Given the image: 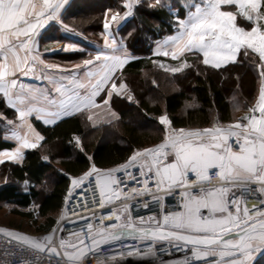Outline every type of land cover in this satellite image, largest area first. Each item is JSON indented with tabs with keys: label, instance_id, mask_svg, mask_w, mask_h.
Segmentation results:
<instances>
[{
	"label": "crops",
	"instance_id": "1",
	"mask_svg": "<svg viewBox=\"0 0 264 264\" xmlns=\"http://www.w3.org/2000/svg\"><path fill=\"white\" fill-rule=\"evenodd\" d=\"M69 1L0 0V96L15 113V118L9 119L0 112V165L5 162L21 165L25 152L40 145L43 137L32 125V119L53 125L76 113L65 114L71 108L69 104L76 101H73V89L88 87L87 74L102 72L98 79L109 75L108 82L128 61L130 52L117 30L132 18L138 1L143 0H124L125 11L119 15L108 11L101 42L75 33L60 22ZM251 1L258 10L261 8V0L169 2L166 8L178 27L155 43L153 55L178 59L186 52H197L212 67L234 62L240 49L251 50L247 43L249 34H262L259 22H255L258 18L237 15L238 10L250 9ZM51 25H57L59 31L71 39H84L87 46L60 43L43 50L40 41ZM108 27L115 30L107 31ZM238 31L247 38L241 35L239 38ZM73 53L80 54V63L67 59ZM52 55L62 56L61 61L49 60ZM18 74L23 75L21 79H14ZM125 89L124 86L121 92ZM260 94L261 91L252 107L238 113L236 121L214 130H176L166 124L167 129L178 135L174 138L176 159L171 154L154 157L164 186H179L182 172L197 175L205 182L207 172L219 168L225 170L228 180L250 182L260 177L264 180V114L262 124L256 117ZM54 102L60 106L52 110L49 105ZM240 119L248 120V126L242 125ZM232 130L243 132L239 150H228ZM144 167L148 169L147 164ZM73 179L70 177V191ZM261 219L258 223L249 222L239 206L228 214L217 191L210 190L187 199L183 234L157 229L140 237L155 244H189L200 254H209L208 264H245L244 261L247 264L245 252L240 251L242 248L246 249V254L264 248V216ZM143 224L152 228L159 226L153 216ZM239 246L241 249H237ZM181 259L186 263L194 261Z\"/></svg>",
	"mask_w": 264,
	"mask_h": 264
},
{
	"label": "trees",
	"instance_id": "2",
	"mask_svg": "<svg viewBox=\"0 0 264 264\" xmlns=\"http://www.w3.org/2000/svg\"><path fill=\"white\" fill-rule=\"evenodd\" d=\"M171 1L139 2L132 18L117 30L130 55L115 81L125 85L128 95L112 97L116 116L111 123L92 126L83 111L53 125L32 119L43 140L25 152L21 165H0V177L5 179L0 184V207L9 204L15 207V214L34 223L42 220L36 230L51 234L70 191V177L127 163L163 142L166 124L176 130L210 131L233 123L238 113L253 106L264 80V70L253 51L242 48L234 62L220 67L206 64L197 52H186L178 59L153 55L155 43L177 30L166 8ZM123 2L70 0L60 22L75 33L101 42L106 13L120 14ZM259 10L264 17V0ZM258 25L264 28L262 22ZM40 42L43 50L60 43L87 46V41L69 38L57 25L49 26ZM69 58L79 60L74 55ZM169 67L178 70L172 72ZM0 112L15 118L1 96Z\"/></svg>",
	"mask_w": 264,
	"mask_h": 264
},
{
	"label": "built area",
	"instance_id": "3",
	"mask_svg": "<svg viewBox=\"0 0 264 264\" xmlns=\"http://www.w3.org/2000/svg\"><path fill=\"white\" fill-rule=\"evenodd\" d=\"M241 124L248 126V120ZM242 134L230 131L228 150L241 148ZM174 141H163L119 167L87 177L69 192L47 244L36 247L25 236L0 229V264H159L155 262L166 256L165 261L194 259L200 253L189 244H155L140 234L157 229L183 234L187 199L210 190L217 191L228 214L239 206L249 222L262 220V177L236 182L219 168L209 170L205 182L182 172L179 186L165 187L154 157L171 154L176 159ZM150 216L157 218V228L143 224ZM80 237L84 240L75 242Z\"/></svg>",
	"mask_w": 264,
	"mask_h": 264
},
{
	"label": "rangeland",
	"instance_id": "4",
	"mask_svg": "<svg viewBox=\"0 0 264 264\" xmlns=\"http://www.w3.org/2000/svg\"><path fill=\"white\" fill-rule=\"evenodd\" d=\"M251 5L252 6H250L249 7L250 9L248 10H243V9L238 10L237 15L241 17L247 16V17L254 18V19L258 18L256 19L255 22L258 21L264 24V17L260 13V10H258L255 7L256 4H253L251 1ZM124 11L125 9L120 14H122ZM245 11H248V12L246 13ZM114 14H117V13H114ZM254 26H257V25H254ZM109 30L114 31L115 29H112V27H108L107 31ZM260 30H262V34H259L257 32L256 34L255 33L249 34L247 43L249 44L250 49L254 53H257L259 60H260V65L264 70V28H261ZM238 33H239L238 35L239 38H240V35L242 36V38H247V36H244L243 32L238 31ZM122 42L124 43L123 40ZM109 45L110 46L113 45L112 41L110 42ZM74 48L77 49L78 47H74ZM73 54L77 58L81 57L79 56L80 54L79 55L77 53H73ZM111 59L113 58L111 57ZM169 59H174V58H169ZM107 60L109 59L107 58ZM78 61L77 62L80 63L81 58ZM169 70L173 72V71H177L178 69L177 68L170 69L169 67ZM101 73L102 72L100 73L93 72V73L87 74L86 75L87 81L89 82L88 87L85 89H82L80 88V86H77L76 88L73 89V96H74L73 101L75 100L76 101L72 104H69L71 108L68 111H66L65 114L83 111L84 116L88 119L89 123L92 126H96V125L101 126L104 124L111 123V121L116 116L113 108L111 107L112 97L113 96L121 97V96H125L128 94L126 93V89L123 92H121V90L124 88L125 85L122 82L116 83L115 81L116 74L113 76V78L110 81L107 82L109 75H105L103 79H100V77L98 79V75ZM21 76L23 75L18 74L17 76H14V79H21ZM102 84L104 85L103 87H102ZM56 91H59V90H56ZM259 91H261V94L259 95L260 96L259 97L260 101L258 102L259 109H258V113H256V117H257V120L259 119L260 123L262 124V115L264 114V80L259 87L258 92ZM58 106L60 105L57 104V102L56 103L54 102V104L49 105V107L52 110H55ZM177 135H178V132L168 128L166 131V139L164 141L174 139L177 137ZM144 161L146 160L144 159L143 162ZM144 164H147V163L144 162ZM98 172L100 171L93 168L87 171L86 173H84L83 175L73 179L71 191L77 188L87 177H89L92 174L98 173ZM4 180L5 179H3V177H0V184ZM14 210H15V207L12 205H9V204L1 205L0 207V229H6L16 234L25 236L26 238H29L38 244H47L51 240L52 233L47 234V235H42L40 234V232L36 230L37 226L41 223L42 220H39L37 223H34L33 221H31L30 219L26 217L13 213ZM60 215L61 213L58 214L57 219H59ZM83 240L84 238L80 237V238L75 239V242H81ZM235 243L238 244V242H235ZM237 249H241L240 246ZM240 251L242 253L243 251L245 252V256L247 257L246 258L247 264H264V258L261 259L262 255L264 254V248L257 249L254 252L250 251L247 254H246L245 248H242ZM208 255H209L208 253H203V254L201 253L199 255H196V257L194 256V261L190 263L184 262L181 258H173L169 261H166L165 263L166 264H208V262H210L208 261L209 259ZM184 259H187V258H184ZM240 260L242 262V258ZM244 263L246 264L245 261Z\"/></svg>",
	"mask_w": 264,
	"mask_h": 264
},
{
	"label": "water",
	"instance_id": "5",
	"mask_svg": "<svg viewBox=\"0 0 264 264\" xmlns=\"http://www.w3.org/2000/svg\"><path fill=\"white\" fill-rule=\"evenodd\" d=\"M26 241L27 243L33 245V246H36V247H39L38 243L34 242L33 240L29 239V238H26Z\"/></svg>",
	"mask_w": 264,
	"mask_h": 264
},
{
	"label": "bare ground",
	"instance_id": "6",
	"mask_svg": "<svg viewBox=\"0 0 264 264\" xmlns=\"http://www.w3.org/2000/svg\"><path fill=\"white\" fill-rule=\"evenodd\" d=\"M168 259V257L166 256V257H163L162 259H160V260H158V262H155V263H160V262H164L165 260H167Z\"/></svg>",
	"mask_w": 264,
	"mask_h": 264
}]
</instances>
